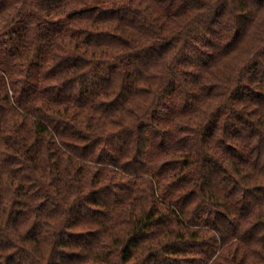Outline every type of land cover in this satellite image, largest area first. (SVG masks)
<instances>
[{"label": "trees", "instance_id": "16d2710c", "mask_svg": "<svg viewBox=\"0 0 264 264\" xmlns=\"http://www.w3.org/2000/svg\"><path fill=\"white\" fill-rule=\"evenodd\" d=\"M0 264H264V0H9Z\"/></svg>", "mask_w": 264, "mask_h": 264}, {"label": "rangeland", "instance_id": "374dc122", "mask_svg": "<svg viewBox=\"0 0 264 264\" xmlns=\"http://www.w3.org/2000/svg\"><path fill=\"white\" fill-rule=\"evenodd\" d=\"M9 0H0V20L8 12Z\"/></svg>", "mask_w": 264, "mask_h": 264}]
</instances>
